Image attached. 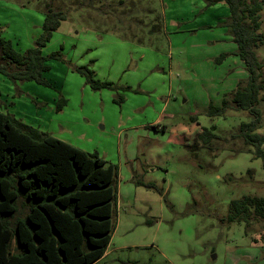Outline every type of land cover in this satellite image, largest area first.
<instances>
[{
	"label": "rangeland",
	"instance_id": "obj_1",
	"mask_svg": "<svg viewBox=\"0 0 264 264\" xmlns=\"http://www.w3.org/2000/svg\"><path fill=\"white\" fill-rule=\"evenodd\" d=\"M119 1L0 0V35L20 52L35 45L47 7L67 14L42 48L63 55L48 61L51 85L0 73V110L118 167L112 238L94 264H264V228L247 234L226 220L232 199L264 195L263 158L232 137L253 115L207 113L247 78L224 23L228 5ZM261 19L264 32V9ZM257 55L264 66V45ZM80 66L112 87L93 89ZM214 124L224 139L211 149L197 135Z\"/></svg>",
	"mask_w": 264,
	"mask_h": 264
},
{
	"label": "trees",
	"instance_id": "obj_2",
	"mask_svg": "<svg viewBox=\"0 0 264 264\" xmlns=\"http://www.w3.org/2000/svg\"><path fill=\"white\" fill-rule=\"evenodd\" d=\"M206 1L208 6L228 5L230 14L224 23L231 29L236 53L247 71V78L239 80L221 104L211 102L207 113L216 117L231 109L250 111L251 121L242 122L232 137L243 139L249 150L263 158L264 166V135L256 131L261 127L258 104L264 92V66L257 55L264 45V32L260 31L264 0ZM97 10L101 12L99 7ZM66 17L64 11L49 7L42 33L25 52L0 35V73L14 81L50 86L45 76L51 69L48 61L63 60V55L57 51L45 56L42 48ZM224 57L221 54L218 61ZM78 72L93 89L112 87V82L97 79L89 67L80 66ZM65 104L66 99L60 98L57 110ZM215 128V124L203 127L197 140L213 149L217 140L224 139ZM117 176L118 167L97 152L42 132L0 110V264H94L101 259L114 229ZM137 183L154 187L153 183ZM20 202L25 207L23 215ZM226 220L244 222L247 234L255 226L264 228V195L232 199Z\"/></svg>",
	"mask_w": 264,
	"mask_h": 264
},
{
	"label": "crops",
	"instance_id": "obj_3",
	"mask_svg": "<svg viewBox=\"0 0 264 264\" xmlns=\"http://www.w3.org/2000/svg\"><path fill=\"white\" fill-rule=\"evenodd\" d=\"M225 4H226V3H225ZM146 8L148 9V7H144V8H142V9H146ZM47 10H48V7H47ZM229 14H230V11H229ZM229 14H227V16H226V19L228 18ZM226 19H225V20H226ZM225 20H224V22H225ZM129 27H131V28H132V27H133V25H130ZM141 27H142V26H140V27H139V28H140V30H141ZM152 28H154V26H152ZM143 35H145V33H144V34H142V38H143V37H145V36H143ZM1 111H2V110H1ZM3 112H4V111H3Z\"/></svg>",
	"mask_w": 264,
	"mask_h": 264
}]
</instances>
